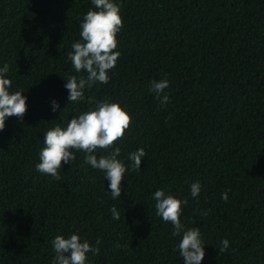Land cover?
Returning <instances> with one entry per match:
<instances>
[{
	"label": "trees",
	"instance_id": "1",
	"mask_svg": "<svg viewBox=\"0 0 264 264\" xmlns=\"http://www.w3.org/2000/svg\"><path fill=\"white\" fill-rule=\"evenodd\" d=\"M114 2L123 28L110 80L69 102L65 78L87 75L68 56L92 0H0V68L9 65V91L28 98L23 119L7 118L0 131V264H53L52 240L77 232L101 241L86 264H184L181 237L156 215L158 189L187 198L180 219L200 229L201 264H264V0ZM161 79L166 104L150 92ZM90 98L132 116L113 146L128 167L117 199L83 152L60 180L36 169L46 131L93 107ZM141 147L147 155L133 171L128 157Z\"/></svg>",
	"mask_w": 264,
	"mask_h": 264
},
{
	"label": "clouds",
	"instance_id": "2",
	"mask_svg": "<svg viewBox=\"0 0 264 264\" xmlns=\"http://www.w3.org/2000/svg\"><path fill=\"white\" fill-rule=\"evenodd\" d=\"M94 9H90L80 24L81 41L72 44V52L69 53V60L77 73H87L86 76L70 75L66 79L65 88L68 90V101L79 102L84 99L85 89H91L93 85L106 84L110 80L109 72L116 66L119 51L117 34L123 28V19L120 14V7L114 0H92ZM9 72V65L4 64L0 68V131L6 124L7 118L16 116L23 119L26 114L27 96L24 90L10 92L12 80L6 77ZM167 79L153 80L150 92L154 93L161 104L169 101L165 93L168 88ZM93 104L88 110L73 116L66 127L56 125L46 131L44 136V147L39 153V163L36 164L37 171L44 175H50L60 180L59 169L64 164H71L76 160V152L85 153L84 163L92 168L104 172L105 178L109 181V189L113 199L121 196L122 180L128 172L127 165L118 159L121 153L119 147H113L115 142L125 135V131L132 122L131 114L121 106L119 102H112L110 98L100 101L89 99ZM60 108L59 102L52 101V110L55 112ZM108 154L97 156L98 150ZM147 155L143 147L131 152L128 159L132 162V170L141 169L142 158ZM201 192V184H191V196L198 198ZM156 201V215L164 222L173 226L172 236H180L178 249L184 264H201L205 257V244L201 238L198 227H186L181 222L183 206L187 205V198L180 199L176 195L166 193L163 189L154 192ZM222 198L227 201L228 195L225 192ZM112 218L120 220V212L113 206L111 209ZM207 215V213H205ZM96 240L93 246L89 240L82 239L80 234L72 233L65 237L57 235L52 240V246L56 253L53 264H86L88 254H99ZM229 248V241L224 239L221 242L219 253Z\"/></svg>",
	"mask_w": 264,
	"mask_h": 264
}]
</instances>
